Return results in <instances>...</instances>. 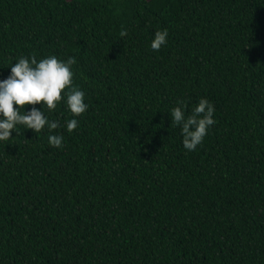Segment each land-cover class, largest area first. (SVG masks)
I'll return each mask as SVG.
<instances>
[{
    "label": "trees",
    "instance_id": "16d2710c",
    "mask_svg": "<svg viewBox=\"0 0 264 264\" xmlns=\"http://www.w3.org/2000/svg\"><path fill=\"white\" fill-rule=\"evenodd\" d=\"M0 264H264V0H0Z\"/></svg>",
    "mask_w": 264,
    "mask_h": 264
}]
</instances>
